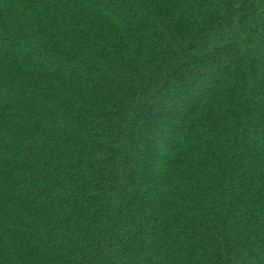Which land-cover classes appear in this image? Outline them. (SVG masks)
Returning <instances> with one entry per match:
<instances>
[{
	"label": "trees",
	"instance_id": "16d2710c",
	"mask_svg": "<svg viewBox=\"0 0 264 264\" xmlns=\"http://www.w3.org/2000/svg\"><path fill=\"white\" fill-rule=\"evenodd\" d=\"M0 264H264V0H0Z\"/></svg>",
	"mask_w": 264,
	"mask_h": 264
}]
</instances>
